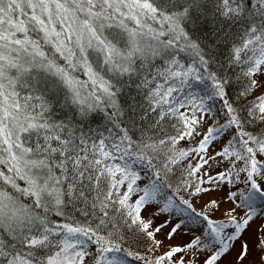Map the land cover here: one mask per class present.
<instances>
[{
    "label": "snow or ice",
    "instance_id": "6c2138e0",
    "mask_svg": "<svg viewBox=\"0 0 264 264\" xmlns=\"http://www.w3.org/2000/svg\"><path fill=\"white\" fill-rule=\"evenodd\" d=\"M0 169V264H242L257 217L264 264V0H0ZM224 184L223 218L194 207ZM152 203L176 213L167 237L196 226L187 242L156 252Z\"/></svg>",
    "mask_w": 264,
    "mask_h": 264
},
{
    "label": "rangeland",
    "instance_id": "374dc122",
    "mask_svg": "<svg viewBox=\"0 0 264 264\" xmlns=\"http://www.w3.org/2000/svg\"><path fill=\"white\" fill-rule=\"evenodd\" d=\"M207 123H210L209 119H207ZM230 136H231V130L226 129L221 135H219V138L212 144V147L208 150V154L210 155L212 150H219L223 146V144L230 138ZM195 139H198V137H196ZM181 145L184 147H187L188 145H190V142L187 139H183V141L180 142L179 146ZM197 158H198V154L196 155L194 161H196ZM202 169H207L209 172H215V171L221 170V165H216L215 163H213V165L211 166L203 165ZM197 174L201 179H206V177L203 175V171L198 170ZM241 179H243V177H241ZM229 187H230L229 185L224 184L221 186L220 190H214L208 193L207 195H201L198 198H193L194 207H196L197 210H201L202 203L206 202L209 196L214 197L220 203H219V208L216 211L211 212V215L213 216V218H217V219L223 218V213L229 207L234 206L232 203H229L228 201L224 200V195ZM236 187L242 188L243 185L237 184ZM156 206L158 205H156L155 203H152L141 210V215L145 219H149L152 221L151 223L152 228H155L156 225H161L160 230L158 232H154L155 239L161 241L160 246L156 247V252L160 253V252L165 251L169 246L180 245V244L187 242L191 237L192 231H195L196 226L195 225L191 226L192 231H189L187 233L184 232L183 229H181L176 234H174L171 238H169L166 236V232L169 230L170 224L175 222L176 213L173 210L171 217L169 216L168 213H165V212L156 213L155 212ZM256 206L259 207V205H256ZM240 211L241 210L237 208V212H240ZM150 213H152V215H150ZM165 220L169 221V223L165 224L164 223ZM260 222L261 220L259 217L253 219L250 222L247 230L244 232L243 236L241 237V240L246 239L249 242L250 252H249L248 260H255L254 246H255V242L259 235L257 225ZM228 227L230 228L231 226H228ZM238 247H239V241L236 242V247H234L232 249V252L229 254V257H228L229 259H234V256H235V253ZM180 256H186V254L184 252H178L174 254V257H180ZM248 260L243 261L242 264H248ZM165 264H167V261L165 262Z\"/></svg>",
    "mask_w": 264,
    "mask_h": 264
},
{
    "label": "trees",
    "instance_id": "16d2710c",
    "mask_svg": "<svg viewBox=\"0 0 264 264\" xmlns=\"http://www.w3.org/2000/svg\"><path fill=\"white\" fill-rule=\"evenodd\" d=\"M32 35H35V33H33ZM76 74L80 75L81 79H84L82 73L78 72ZM234 93H235V89H233V95H234ZM139 98L140 97H137V99H139ZM208 119L210 120V123L213 120H216L218 123H223L224 120L227 119V117H226L224 112L220 111V105L217 104L215 106V108H214V115L212 117H209ZM97 123H102V117L99 120H94L93 121V126L95 124H97ZM85 127H88V125H85ZM249 127L251 128L252 126H249ZM163 132H168V134H170V135L172 134L171 126L167 122L160 129H154L151 134H157L158 133L160 136H162ZM182 141H183V139L181 141H178V145ZM189 146H191V145H188L187 147H189ZM179 147L184 148V146H182V145L179 146ZM196 155H197V153L193 152L190 155H186L181 160L177 161L176 164L171 165L172 171L168 173V178L173 183V186L176 185L177 181L186 178L184 176V171H185V169L188 167V165L190 163H192V164L195 163L194 160H195ZM159 164H163V160L162 159L159 161ZM0 170H3V169H0ZM137 170L140 171V175H141V179L138 181V183L140 184V186H143V184L146 183V180L143 178L144 177V173L147 172L148 170L145 169L143 167V165H139ZM196 175L198 176L197 173H196ZM0 186H3L2 185V181H0ZM6 190H10V188H8ZM136 195H137V193H133L132 196L130 197V199L134 200ZM21 198L25 202L31 203V201L28 200L27 197H21ZM77 207H79V205H77ZM71 215L73 217V221H81V222H83L86 219L85 217L81 216L79 212H73V213H71ZM58 219L63 220L64 217H60ZM125 246L126 247H131L134 250L144 251V241L143 240H137L136 237H135V234H133V238L132 239H130V240H128L126 242ZM129 260H130V264H138V262L134 258H129Z\"/></svg>",
    "mask_w": 264,
    "mask_h": 264
}]
</instances>
